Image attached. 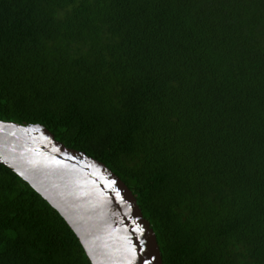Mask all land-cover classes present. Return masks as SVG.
<instances>
[{
    "label": "trees",
    "instance_id": "16d2710c",
    "mask_svg": "<svg viewBox=\"0 0 264 264\" xmlns=\"http://www.w3.org/2000/svg\"><path fill=\"white\" fill-rule=\"evenodd\" d=\"M0 121L118 176L162 264H264V0H0ZM0 264H91L2 164Z\"/></svg>",
    "mask_w": 264,
    "mask_h": 264
},
{
    "label": "water",
    "instance_id": "95a60500",
    "mask_svg": "<svg viewBox=\"0 0 264 264\" xmlns=\"http://www.w3.org/2000/svg\"><path fill=\"white\" fill-rule=\"evenodd\" d=\"M0 164L64 219L91 264H162L156 236L128 187L44 126L0 121Z\"/></svg>",
    "mask_w": 264,
    "mask_h": 264
}]
</instances>
